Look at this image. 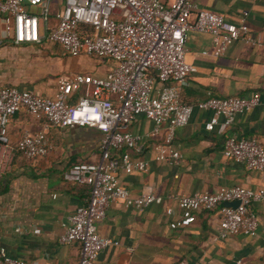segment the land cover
Masks as SVG:
<instances>
[{
  "label": "built area",
  "instance_id": "obj_1",
  "mask_svg": "<svg viewBox=\"0 0 264 264\" xmlns=\"http://www.w3.org/2000/svg\"><path fill=\"white\" fill-rule=\"evenodd\" d=\"M246 15L242 11L235 25L220 14L197 8L194 0H172L167 5L159 0H0V43L2 39L15 46L45 41L56 45L66 56L84 55L112 64L100 77L78 73L57 76L50 96L13 86L0 87V147L4 164L10 161L13 151L26 160H34L45 157L52 149L45 129L23 131L15 147L10 145L7 126L19 112L42 121L44 128L87 127L100 135L98 159L73 163L61 177L66 183L85 187L87 193L85 203L67 217L64 231L57 238L59 244L79 245L75 264H94L98 253L112 243L96 230L110 203L141 210L161 202L152 193L130 197L118 184L117 172L146 170L145 161L130 157L131 152L138 155L143 151V137L126 130L138 117L152 123L153 136L161 125L166 126L163 141L154 147V159L169 164L179 162L180 155L172 147L174 132L187 124L192 112V105L180 101L179 87L195 72V67L184 59L185 33L208 34L212 47L201 54L216 58L235 41L249 42ZM258 104L259 96L253 93L249 97H209L199 101L197 107L212 112L204 129L222 134L236 114ZM221 152L224 158L241 163L248 171L264 173V145L255 138L228 135ZM262 200V189L240 186L182 195L176 199L178 216L168 227H187L197 211L218 207L216 239L237 234L254 237L258 222L252 205ZM233 201L238 204L225 205ZM165 215H172L170 207L165 209ZM260 239L264 249V232ZM0 264L31 263L9 256L0 245Z\"/></svg>",
  "mask_w": 264,
  "mask_h": 264
},
{
  "label": "crops",
  "instance_id": "obj_2",
  "mask_svg": "<svg viewBox=\"0 0 264 264\" xmlns=\"http://www.w3.org/2000/svg\"><path fill=\"white\" fill-rule=\"evenodd\" d=\"M167 5L172 0H159ZM197 8L220 14L237 25L241 12L247 15L249 42L235 41L223 55L211 57L201 51L211 49V37L205 33H185L184 59L195 67L179 87V98L192 105L186 125L174 132L172 147L179 153L178 164L154 159L156 144L163 141L166 126L151 135L152 123L138 117L126 130L143 137V151L132 159L147 163L143 172H117L118 184L130 197L152 193L161 198L158 204L136 210L113 202L104 218L96 225L100 236L112 243L97 255L94 264H264L260 235L264 232V200L252 209L258 227L254 237L231 235L216 239L219 209L197 211L187 227L171 230L168 223L177 218L176 199L219 187L240 186L264 191V173L248 171L241 163L222 155L226 136L255 138L264 145V0H194ZM36 11V8L32 9ZM193 19V12L190 20ZM51 19V23H52ZM0 21V38L2 35ZM88 72H70L86 76H103L111 68L108 61L90 59ZM58 57H67L54 44L41 41L31 45L0 43V87L27 89L42 96L54 91ZM65 74V75H70ZM54 77V80L52 79ZM39 79H45L37 82ZM259 96L253 109L238 113L228 129L218 134L208 132L204 124L211 117L209 110H200L197 103L209 97ZM220 120V118H218ZM45 129L52 146L43 158L26 160L13 151L8 163L2 162L0 147V245L11 257L31 264H75L79 256L77 243L59 244L67 217L82 206L87 197L85 187L66 183L62 173L73 163L98 159L99 133L87 127L44 128L23 112L11 117L7 126L10 145L15 147L23 131ZM170 207L172 215L166 216ZM19 229V232H15Z\"/></svg>",
  "mask_w": 264,
  "mask_h": 264
},
{
  "label": "rangeland",
  "instance_id": "obj_3",
  "mask_svg": "<svg viewBox=\"0 0 264 264\" xmlns=\"http://www.w3.org/2000/svg\"><path fill=\"white\" fill-rule=\"evenodd\" d=\"M52 10V4H50V11ZM92 59V58H90ZM57 66L55 73L56 74H70V72H88L92 68V65L89 63V60L82 58L80 56L72 57H58ZM54 80V77H52ZM45 79H39L37 82H42Z\"/></svg>",
  "mask_w": 264,
  "mask_h": 264
},
{
  "label": "water",
  "instance_id": "obj_4",
  "mask_svg": "<svg viewBox=\"0 0 264 264\" xmlns=\"http://www.w3.org/2000/svg\"><path fill=\"white\" fill-rule=\"evenodd\" d=\"M237 204H238V201H233V202L225 203L226 206H231V207H234Z\"/></svg>",
  "mask_w": 264,
  "mask_h": 264
},
{
  "label": "trees",
  "instance_id": "obj_5",
  "mask_svg": "<svg viewBox=\"0 0 264 264\" xmlns=\"http://www.w3.org/2000/svg\"><path fill=\"white\" fill-rule=\"evenodd\" d=\"M16 114H18V113H16ZM16 153H18V152H16ZM19 155H20V153H18Z\"/></svg>",
  "mask_w": 264,
  "mask_h": 264
}]
</instances>
